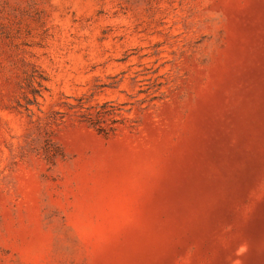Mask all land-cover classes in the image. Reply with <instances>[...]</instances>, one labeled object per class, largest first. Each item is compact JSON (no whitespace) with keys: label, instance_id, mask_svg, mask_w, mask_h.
<instances>
[{"label":"rangeland","instance_id":"obj_1","mask_svg":"<svg viewBox=\"0 0 264 264\" xmlns=\"http://www.w3.org/2000/svg\"><path fill=\"white\" fill-rule=\"evenodd\" d=\"M0 264H264V0H0Z\"/></svg>","mask_w":264,"mask_h":264}]
</instances>
